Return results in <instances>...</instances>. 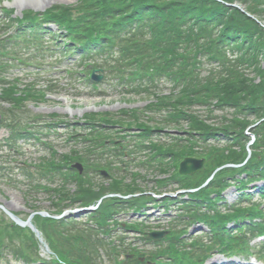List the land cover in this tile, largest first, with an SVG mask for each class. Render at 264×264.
I'll list each match as a JSON object with an SVG mask.
<instances>
[{
    "label": "trees",
    "instance_id": "1",
    "mask_svg": "<svg viewBox=\"0 0 264 264\" xmlns=\"http://www.w3.org/2000/svg\"><path fill=\"white\" fill-rule=\"evenodd\" d=\"M227 4L245 7L246 12L256 20ZM258 22L264 24V0H85L75 7L53 8L43 16L26 13L24 21L19 22L15 37L18 38L17 43L30 45L36 53L51 50V54L60 53L74 58L82 56L81 60L86 61L93 53L107 60L112 55L115 63L109 73L126 86L143 81L154 84L162 79L171 83L172 94L160 98L158 105L168 114L165 120L169 122L166 123L187 126L184 129L187 138L183 139V146L166 150L165 155L169 157L171 152H177L181 147L177 157H174L175 178L183 188L193 189L201 187L216 169L243 163L248 157L245 131L264 120V28ZM51 24L59 27L58 32L47 29ZM43 26L47 28L42 29ZM32 29L36 32L28 33ZM12 39L3 40L2 46L0 43V63L4 62L3 59L22 62L15 51L11 56L10 47H6ZM229 54L236 55L237 60L230 59ZM205 62L221 67L211 70L204 78L199 69ZM1 70L5 68L0 66ZM44 96L33 88L20 90L18 85L5 86L2 90L4 101L21 109L28 101H39ZM195 106H203L209 113L212 108L228 111L222 117L223 123L214 126L207 121L208 117L206 119L192 112ZM251 117H254V122L249 120ZM92 118L96 120L97 117L93 115ZM101 120L111 121V118L106 115ZM219 135L228 141V146H209L210 140ZM256 136L257 144L249 164L240 170L222 171L213 182L212 190L202 191L195 198L199 200L202 194L209 196L210 192L220 196L227 188V180L235 179L238 173L247 172L251 182L264 179V122L257 128ZM200 146L207 148L197 153ZM159 149L164 150L163 147ZM196 154L207 160L206 170L190 178L181 177L179 163ZM71 164L68 158L53 160L46 168L48 174L64 177L61 181L63 185L54 192L57 197L55 207L59 212L66 203L89 206L105 195L104 192L96 194L95 189L87 187L76 174H69V177L61 174L60 171L68 169ZM70 185H75V192H71ZM238 186L241 190L245 189L244 184ZM134 191L117 181L109 192L132 194ZM109 203H105L97 213L104 221L103 225L108 224L107 219L112 217L111 210L116 206ZM138 203L139 200H136L133 205ZM234 213L222 215L217 212L215 220H212L211 227L213 231L217 230L222 246L227 244L228 223L263 217L257 209L237 211L235 208ZM37 221L47 231L66 236L61 242H56L58 240L55 241L52 235L47 237L64 263H96L93 251L97 249L91 242V234L83 249L72 248L70 244L76 243L75 240L82 241L80 234L67 235V230L62 232L51 221ZM3 224L5 221L0 222V231L8 236L9 233L21 236L24 232L13 225L1 228ZM259 229L261 234L262 227ZM10 240L14 247H20L14 238L10 237ZM167 250L177 264H195L191 253L181 254L175 246Z\"/></svg>",
    "mask_w": 264,
    "mask_h": 264
},
{
    "label": "rangeland",
    "instance_id": "2",
    "mask_svg": "<svg viewBox=\"0 0 264 264\" xmlns=\"http://www.w3.org/2000/svg\"><path fill=\"white\" fill-rule=\"evenodd\" d=\"M83 0H0V7L7 6L8 8L14 10L15 17H20L22 13L26 11H35V12H44L52 7L56 6H75L82 2ZM1 15V9H0ZM49 71V69L47 70ZM54 74L50 77H44L39 80V87L46 88L48 85V81L54 82L57 93H51L42 101L30 100L25 104V107L22 109V116L24 120H31L34 117L42 116L45 119H48L50 115L61 116L62 120L65 119L69 122V125L73 128H67L66 125H61L57 127V134L51 135L48 138L41 139L40 144H33V142L28 143V145H21L22 150L21 153H14L12 151L3 148L5 141L10 136V131L5 129L0 132V165L7 168L8 170L13 169V172L9 174L6 178L0 179V205L3 206L7 211L17 214L22 220H27L28 217L35 212L36 210H44L51 211V198L50 194L42 191L41 193L34 194L33 191L27 186L26 179L22 173V166L28 165L31 167H35L42 164L43 161H47L52 159V152H58L60 156L64 154H70L74 148H79L80 141L78 139L70 140V136L72 132L70 130L75 129L74 135L80 138L81 135L85 134V130L81 129L86 122V117L89 114H113L117 115L122 110H138V109H146L151 103L155 102L152 98H147L146 96H138V95H128L123 94L118 91H110L111 87L105 85L102 89H105L106 96L102 95L101 97L93 96L90 91V86L88 88L84 85L81 87H76L74 81H69L66 76L65 67L55 68L52 71ZM33 75L34 72L32 70H17L13 72L12 78H20L24 81L23 84L27 82H33L36 79V75ZM172 87L169 84H165L160 87V90L157 91V95L166 94L169 95L171 93ZM78 97V98H77ZM11 106L8 104L0 103L1 109H9ZM196 110V109H195ZM196 112V111H194ZM197 112L203 116L207 117V113L204 110L197 109ZM20 113L21 112H17ZM221 113L215 112L212 117V122L214 124H218L219 116ZM149 123V121H144ZM35 126V125H34ZM35 128V127H34ZM42 130V127L39 129ZM36 133V131H33ZM181 132V131H179ZM134 133V131H132ZM129 132L128 134H132ZM37 134V133H36ZM38 135V134H37ZM172 135V134H171ZM175 135V134H173ZM43 143L46 144L42 145ZM2 150V151H1ZM35 169V168H34ZM141 176L147 178L148 180H168L172 177V171L168 174H160L151 172L148 170L138 171ZM97 179V178H96ZM127 182L131 183L133 180L131 178H127ZM11 181V182H10ZM14 181V182H13ZM13 183L16 187H14ZM97 184H103L108 186L110 182L97 179L95 180ZM145 190H154L156 189V184L147 182V184H143ZM177 187L173 186L171 190H176ZM236 193L235 190L232 189L228 193H226L225 197L228 199L229 204L233 202L235 199ZM184 200L182 197L178 199ZM177 199V200H178ZM176 203L175 206L172 207L171 211L164 216L163 210L159 209H150L148 214L153 217H149V223L155 224V231H159V228H166L168 222L171 217L179 214L181 202ZM174 202L176 201L173 200ZM0 215L1 212H0ZM133 217V218H132ZM146 217L140 216H119V221L128 222V221H144ZM6 222H9V219L3 217ZM82 222H86V216H83L79 219ZM10 223V222H9ZM35 223V222H34ZM196 228L191 230L195 231ZM10 237L14 238L18 245H20L19 249L24 255L36 259L39 255L42 257H47L50 252V246L44 247L43 244V236L37 238V236L32 235L28 230H24L22 235H14L9 233V236L4 231H0V240L6 244L10 242ZM130 242L137 241V237L135 235H129ZM135 238V240H133ZM9 244H12L10 242ZM35 244V245H34ZM33 245V248H31ZM31 248V249H30ZM8 256V252L6 253ZM5 256V261H10L7 264H19L16 263L12 256ZM220 258L216 257L209 264H219Z\"/></svg>",
    "mask_w": 264,
    "mask_h": 264
},
{
    "label": "water",
    "instance_id": "3",
    "mask_svg": "<svg viewBox=\"0 0 264 264\" xmlns=\"http://www.w3.org/2000/svg\"><path fill=\"white\" fill-rule=\"evenodd\" d=\"M235 7V6H234ZM204 167V161H194V160H186L181 165V174L182 175H192L200 171ZM12 219L20 226H26V224L21 223L16 218L12 217Z\"/></svg>",
    "mask_w": 264,
    "mask_h": 264
}]
</instances>
